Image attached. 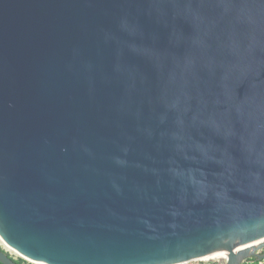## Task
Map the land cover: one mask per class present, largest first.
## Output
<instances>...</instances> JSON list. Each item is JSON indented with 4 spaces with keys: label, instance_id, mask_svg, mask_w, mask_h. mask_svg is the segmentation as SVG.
Listing matches in <instances>:
<instances>
[{
    "label": "water",
    "instance_id": "obj_1",
    "mask_svg": "<svg viewBox=\"0 0 264 264\" xmlns=\"http://www.w3.org/2000/svg\"><path fill=\"white\" fill-rule=\"evenodd\" d=\"M0 240L264 260V0H0Z\"/></svg>",
    "mask_w": 264,
    "mask_h": 264
},
{
    "label": "rangeland",
    "instance_id": "obj_2",
    "mask_svg": "<svg viewBox=\"0 0 264 264\" xmlns=\"http://www.w3.org/2000/svg\"><path fill=\"white\" fill-rule=\"evenodd\" d=\"M0 246L4 250H6L8 252V254H10L13 258L23 260L24 264H41V263L34 262V261L28 260V259L20 256L14 250L9 249V247H7L1 240H0ZM259 262L262 263V260L259 261ZM222 263H223L222 259H220L219 257H212V258H209V259L192 260V261H188V262H184V263H180V264H222Z\"/></svg>",
    "mask_w": 264,
    "mask_h": 264
},
{
    "label": "trees",
    "instance_id": "obj_3",
    "mask_svg": "<svg viewBox=\"0 0 264 264\" xmlns=\"http://www.w3.org/2000/svg\"><path fill=\"white\" fill-rule=\"evenodd\" d=\"M14 260L17 264H24L23 260H21V259H14ZM241 264H264V261H262V263H260L259 261H256V260H246V261L242 262Z\"/></svg>",
    "mask_w": 264,
    "mask_h": 264
},
{
    "label": "bare ground",
    "instance_id": "obj_4",
    "mask_svg": "<svg viewBox=\"0 0 264 264\" xmlns=\"http://www.w3.org/2000/svg\"><path fill=\"white\" fill-rule=\"evenodd\" d=\"M9 249H11V248H9ZM13 250V249H12ZM15 251V250H14ZM15 252H17V251H15ZM20 256H22V257H24V258H26V259H28V260H31V261H34V262H38V261H36V260H33V259H31V258H29V257H27V256H25V255H23V254H21V253H19V252H17ZM38 263H41V262H38ZM41 264H44V263H41Z\"/></svg>",
    "mask_w": 264,
    "mask_h": 264
},
{
    "label": "crops",
    "instance_id": "obj_5",
    "mask_svg": "<svg viewBox=\"0 0 264 264\" xmlns=\"http://www.w3.org/2000/svg\"><path fill=\"white\" fill-rule=\"evenodd\" d=\"M263 261V260H262Z\"/></svg>",
    "mask_w": 264,
    "mask_h": 264
}]
</instances>
